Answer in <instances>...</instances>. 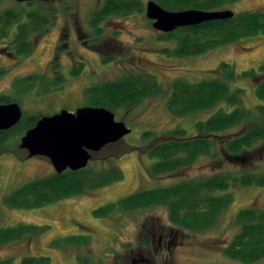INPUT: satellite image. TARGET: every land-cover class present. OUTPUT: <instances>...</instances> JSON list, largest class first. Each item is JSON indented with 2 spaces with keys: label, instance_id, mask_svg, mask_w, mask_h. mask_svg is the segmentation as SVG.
I'll return each mask as SVG.
<instances>
[{
  "label": "rangeland",
  "instance_id": "374dc122",
  "mask_svg": "<svg viewBox=\"0 0 264 264\" xmlns=\"http://www.w3.org/2000/svg\"><path fill=\"white\" fill-rule=\"evenodd\" d=\"M105 1L58 0L35 4L30 10L45 14L50 26L40 31L43 36L38 39L32 57L19 60L13 67H7V60L0 57V68L11 70L0 76V97H8L22 111L18 126L8 137L6 151L0 154V228L18 223L49 226L42 235L1 246L0 261L10 259L12 264H18L23 257L30 256L47 257L49 264H133V260L143 257L150 264H246L226 257L224 249L239 230L234 219L238 210H264V187H230L227 193H231L233 201L210 227L199 232L174 226L169 221L168 210L162 206L121 213L112 209L104 217L95 216L93 211L146 189L236 169L229 156L221 150L229 139L243 134L251 125L241 124L226 134L216 136V159L201 157L189 168L173 175L151 177L149 169L155 159H151L147 151L162 141L172 139L175 130H183L186 137H197L195 123L205 120L224 105L221 103L208 112L174 116L167 109L173 83L180 80L193 84L214 78L220 62L233 64L236 73L256 71L264 63V34L242 38L197 56H167L162 49L172 51L177 43L157 39L162 33L154 30L151 21L145 17L144 8L150 0H142V13L109 17L102 21L99 25L104 36L92 43L91 17ZM13 6L12 1L0 2V10ZM224 9L234 14L264 12V0H241ZM57 30L60 37L66 34L62 41L59 38V43L68 42L67 51H70L55 61L59 63V69L71 72L80 63L85 66L76 77L63 72L67 80L49 87L36 79H28V76L49 72L46 66L51 59ZM78 35L82 36L81 40H77ZM109 57L112 61L103 63V59ZM148 73L161 83L162 92L143 99L128 112L124 108L118 109L114 113L115 120L124 122L130 133L94 153L86 167L94 175L116 168L122 173L121 180L36 209H11L5 204L4 198L16 188L55 173L46 158H28L27 152L19 148L20 138L29 129L31 120L51 116L61 110L74 112L81 107H95L87 99V90L93 85L116 81L127 75ZM47 76L50 79V75ZM257 79L255 81L251 74L237 77L229 83L230 92L242 90L244 107L254 112L258 104L264 106V101L255 95L256 84L261 78ZM262 117L264 121V112L254 120ZM263 145L264 140L253 146L254 150L257 147L263 149L257 154L252 153L249 160L240 164L241 169L255 176L264 175ZM142 235L148 236V245L142 243ZM159 238L162 243L171 239L176 244L170 248L161 247ZM263 263L264 258L249 264Z\"/></svg>",
  "mask_w": 264,
  "mask_h": 264
},
{
  "label": "trees",
  "instance_id": "16d2710c",
  "mask_svg": "<svg viewBox=\"0 0 264 264\" xmlns=\"http://www.w3.org/2000/svg\"><path fill=\"white\" fill-rule=\"evenodd\" d=\"M238 1L241 0H156L161 7L169 11L222 10ZM19 12L20 14L16 16L7 13L0 15V20L16 18L30 20L29 23H20L19 31L13 33L20 40L23 35L27 34L24 31L25 28L33 25L37 31H41L48 21L47 16L39 14L38 11L20 10ZM142 12V0H106L100 8L93 12L91 17V28L95 40L98 41L104 36L99 24L105 19ZM7 25L0 26V38L8 34ZM259 34H264V12H243L234 14L227 20L210 21L179 28L170 33H162L157 36V39L177 43L172 51L163 48L162 53L165 55L192 57ZM110 61H112L110 57L103 59V63ZM251 74L254 75L255 81L258 80L257 77L261 78L256 84L255 95L257 99L264 101V63L256 71L236 73L233 64L220 62L214 78L193 84L180 80L174 82L167 103L168 111L174 116L184 117L199 112H208L221 103L224 105H220L205 120L195 123L197 137H186L183 130H175L174 138L162 141L147 151L149 157L155 159L149 169L151 177L158 178L162 174L173 175L189 168L201 157L216 159L214 141L216 136L226 134L241 124L251 125L243 134L229 139L221 150L225 156H229L231 165H236L237 170L224 171L194 180H182L170 186L146 189L99 207L93 211V214L97 217H104L112 209L121 213L162 206L168 210L169 221L174 226L190 232H199L210 227L215 218L233 201L231 193H227L230 187H264V175L255 176L246 169L240 168V164L249 160L252 153L257 154L263 149L257 147L255 148L257 150H254L256 144L264 140L263 117L255 120L254 117L263 115L264 106L258 104L256 112L245 108L242 90L236 89L230 92L229 87V83L237 77H246ZM161 92V83L156 80L155 76L148 73L147 75H127L116 81L97 83L87 90V99L95 107H103L113 113L120 108L128 112L139 105L143 99ZM10 101L6 96L0 97V103ZM225 105L229 109H226ZM37 120L38 118H35L30 121L29 129L35 125ZM18 124L9 130L0 132V154L6 151L8 137ZM121 179L122 173L116 168L108 172L101 171L95 175L86 168L75 172L66 170L61 174L53 173L49 177L27 182L8 194L4 201L11 209H36L104 187ZM234 219L239 224V230L224 249L225 256L246 264L263 259L264 210L240 209ZM48 228L47 225L37 226L23 223L0 228V247L12 241L37 237L44 234ZM141 240L143 244H149L147 235H142ZM48 262L47 257L25 256L18 264H49ZM0 264H12V261L2 260Z\"/></svg>",
  "mask_w": 264,
  "mask_h": 264
},
{
  "label": "water",
  "instance_id": "95a60500",
  "mask_svg": "<svg viewBox=\"0 0 264 264\" xmlns=\"http://www.w3.org/2000/svg\"><path fill=\"white\" fill-rule=\"evenodd\" d=\"M144 9L151 27L161 33L210 21L227 20L234 16L232 11L225 9L169 11L152 0L146 3ZM21 117L22 111L17 103L0 104V132L16 126ZM129 133L126 124L116 121L110 110L86 106L74 112L61 110L54 115L38 118L35 125L20 138L19 148L27 152L28 158H46L54 172L61 174L66 170L75 172L85 169L94 153L117 143Z\"/></svg>",
  "mask_w": 264,
  "mask_h": 264
},
{
  "label": "flooded vegetation",
  "instance_id": "af4514ba",
  "mask_svg": "<svg viewBox=\"0 0 264 264\" xmlns=\"http://www.w3.org/2000/svg\"><path fill=\"white\" fill-rule=\"evenodd\" d=\"M4 1H12L13 3V7L10 9H4V10H0V15L3 16L6 13L12 15H19L20 14V10H28L30 12H34V10H30V8L32 6H34L35 4H39L40 2L43 1H31V2H18L17 0H0V2H4ZM50 1H58V0H50ZM50 1H46V2H50ZM30 20L28 19H2L0 20V26H4L6 24L7 25V35L0 38V42H2L4 45L0 46V57L7 60L6 62H8L7 67H10V65L13 66H17V64L19 63V60L21 59H27L32 57L33 55V51L35 50V46L38 43V39L43 36V32L37 31V29L35 28V26H30L28 28H25L24 31L25 33L27 32V34L23 35L22 39L20 40L18 37H15L13 35V33L18 32L19 31V24L20 23H29ZM50 26V22L49 20L47 21L46 25L43 26L41 29L42 30H46L48 27ZM55 27V26H54ZM48 32V31H47ZM63 37L66 38V34H63V36L60 34L57 30V37L55 39L54 42V46L52 48L51 51V59L49 60V62L47 63L46 69L50 72L48 73H37V76H28V79H36L38 81H40L43 85H47V86H52V85H58L59 83H63L65 81V74L63 72L68 73V75H71L72 77H76L77 75L80 74V69L81 67H83V65L85 66L84 63H80L79 66L74 69L73 71H62V69H59V63H55V61L57 60L58 57L60 56H64V54H69V50L67 51V49H69V45L68 42L64 41L61 44L59 43V38L60 41H62ZM82 36L78 35L77 36V40H81ZM94 35L92 37V43L94 42H98L97 40H95ZM91 41V39H90ZM93 46H96L94 44H92ZM7 71H11L10 68H5L4 70L2 68H0V76L4 75L5 72ZM76 72V73H75ZM47 74L50 75V79L49 76H47ZM48 79H45V78ZM67 80V79H66ZM8 103H11L8 102ZM0 104H6V103H0ZM88 166V165H87ZM159 242L161 247H167L170 248L172 246H174L176 244V242L174 240H166L162 243V241H160L159 238ZM133 264H150V262L141 257L139 260H133Z\"/></svg>",
  "mask_w": 264,
  "mask_h": 264
}]
</instances>
